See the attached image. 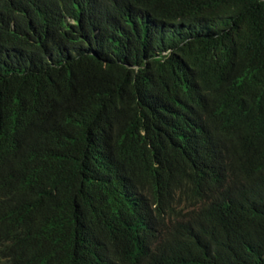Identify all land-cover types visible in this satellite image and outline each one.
<instances>
[{"label":"trees","instance_id":"obj_1","mask_svg":"<svg viewBox=\"0 0 264 264\" xmlns=\"http://www.w3.org/2000/svg\"><path fill=\"white\" fill-rule=\"evenodd\" d=\"M0 264H264V0H0Z\"/></svg>","mask_w":264,"mask_h":264},{"label":"bare ground","instance_id":"obj_2","mask_svg":"<svg viewBox=\"0 0 264 264\" xmlns=\"http://www.w3.org/2000/svg\"><path fill=\"white\" fill-rule=\"evenodd\" d=\"M239 235V234H238ZM242 235V234H241ZM243 236H244V234H243Z\"/></svg>","mask_w":264,"mask_h":264}]
</instances>
